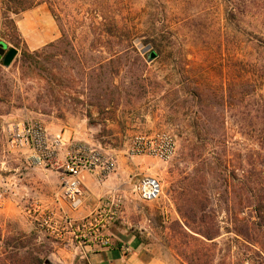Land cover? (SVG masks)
<instances>
[{
  "label": "rangeland",
  "instance_id": "1",
  "mask_svg": "<svg viewBox=\"0 0 264 264\" xmlns=\"http://www.w3.org/2000/svg\"><path fill=\"white\" fill-rule=\"evenodd\" d=\"M59 2L79 24L70 38L74 50L28 67L21 60L25 50L61 37L52 8L41 4L16 16L15 30L4 26L0 0V42L18 50L9 67L0 60V264H89L77 246L95 237L49 234L34 204L20 208L5 199V182L13 184L21 153L9 147L3 127L15 120L41 121L51 132L72 130L114 152L118 168L122 163L159 179L163 194L154 202L131 191L125 204L121 195L114 222L125 220L159 258L190 264L186 254L201 249L202 264H264L257 244L227 233V209L239 208L238 199L227 204L223 180L206 175L207 158L230 160L239 175L253 158H264V45L252 39L264 40V0ZM153 40L159 57L145 60L144 79H137V57L144 59ZM194 126L208 140L206 149L196 146ZM159 131L176 139L171 161L128 157L132 137ZM188 174L196 199L216 212L222 235L215 243L193 239L179 211Z\"/></svg>",
  "mask_w": 264,
  "mask_h": 264
},
{
  "label": "built area",
  "instance_id": "2",
  "mask_svg": "<svg viewBox=\"0 0 264 264\" xmlns=\"http://www.w3.org/2000/svg\"><path fill=\"white\" fill-rule=\"evenodd\" d=\"M10 148L23 152L32 168L59 173L58 197L76 205L84 196L85 175H96L105 181L118 170V156L100 146L68 140L62 132H51L41 121L15 120L3 127ZM177 151L175 137L167 131L138 134L131 138L129 158L153 157L171 161ZM132 192L144 202H154L163 194L159 179L147 174L130 175ZM123 197L119 193L106 196L95 211L82 219H73L56 209L33 205L32 211L40 226L49 234L63 235L71 231L77 237L103 235L109 242L108 231L120 217ZM92 231V232H91Z\"/></svg>",
  "mask_w": 264,
  "mask_h": 264
},
{
  "label": "trees",
  "instance_id": "3",
  "mask_svg": "<svg viewBox=\"0 0 264 264\" xmlns=\"http://www.w3.org/2000/svg\"><path fill=\"white\" fill-rule=\"evenodd\" d=\"M41 4H48L52 8L61 32V37L57 41L43 46L41 49L32 52L25 50L21 60L23 65L26 64L28 67L36 63L39 59L44 64H47L53 57L54 52L57 53L56 55L61 56L69 54L70 51L74 50L70 38L71 36H75L79 29V24L76 21L72 22L68 18L66 8L59 0H1L4 26L16 30L15 17ZM57 11L59 12L58 14L56 13ZM230 15H232L231 11ZM234 26L236 29H242L235 23ZM242 31L246 35H251L246 30ZM161 34L166 35V32L162 31ZM252 39L259 45H264V40L261 38L253 37ZM155 41L149 42L152 45L144 51V59L137 57L141 65V73L137 76V79H144L145 60L153 61L159 57L161 50ZM153 53H155L154 59L151 58ZM44 68L46 71L48 70L47 67ZM194 133L197 147L203 149L209 147L208 140L201 138L195 126ZM217 142L220 145H227L225 139ZM259 159L262 162H259ZM207 161L206 164L209 173L206 172V175H210L211 173L213 175L212 177L217 180H223L227 204L231 203L235 205V201L238 199L237 203L239 208L232 206L227 209L230 215V227L226 228L227 233H233L250 243L257 244L260 247V255L264 262V158H253L251 164L248 163L241 169L242 173L240 175L237 172V168L230 167V160L223 159L222 157L215 159L212 157L211 159L207 158ZM190 179L191 176L188 174V176L184 177V182L181 183L186 184ZM196 198L197 196L191 192L189 184L184 185L178 197V201H180L178 203L179 211L186 221V227L192 232L193 239L201 242L203 245H206L207 242L215 243L216 239L222 235L218 224L219 221L215 215L216 212L214 209L208 212L206 210L207 205L199 202ZM186 257H188L190 264H202L201 262H203L201 249H191L190 253L186 254Z\"/></svg>",
  "mask_w": 264,
  "mask_h": 264
},
{
  "label": "crops",
  "instance_id": "4",
  "mask_svg": "<svg viewBox=\"0 0 264 264\" xmlns=\"http://www.w3.org/2000/svg\"><path fill=\"white\" fill-rule=\"evenodd\" d=\"M68 140L85 141L94 146L93 140L73 134L72 130L63 133ZM18 162L14 166V181L5 182L6 191L3 195L6 200H13L21 204L32 203L42 207L56 209L73 219H82L102 205L106 196L120 193L128 204L131 198L132 184L130 175L145 174L139 170L129 172L122 163L115 174L105 181L99 180L96 175L83 177V198L73 205L68 200L58 197L60 176L57 171L32 168L23 152H20ZM148 175V174H147ZM125 222L113 224L108 234L109 242L104 243L103 235L94 237L91 242L77 246L89 260V264H184L178 260L166 261L154 254L132 226Z\"/></svg>",
  "mask_w": 264,
  "mask_h": 264
},
{
  "label": "water",
  "instance_id": "5",
  "mask_svg": "<svg viewBox=\"0 0 264 264\" xmlns=\"http://www.w3.org/2000/svg\"><path fill=\"white\" fill-rule=\"evenodd\" d=\"M6 49H8L7 43L0 42V60L3 61V65L5 67H9L13 63L16 55L18 54V50L16 48H10L7 54L3 57L4 51ZM154 57L155 53L152 54L151 58L154 59Z\"/></svg>",
  "mask_w": 264,
  "mask_h": 264
},
{
  "label": "flooded vegetation",
  "instance_id": "6",
  "mask_svg": "<svg viewBox=\"0 0 264 264\" xmlns=\"http://www.w3.org/2000/svg\"><path fill=\"white\" fill-rule=\"evenodd\" d=\"M9 49H10V48H8V49H6V50L4 51L3 57L7 54V52L9 51Z\"/></svg>",
  "mask_w": 264,
  "mask_h": 264
}]
</instances>
